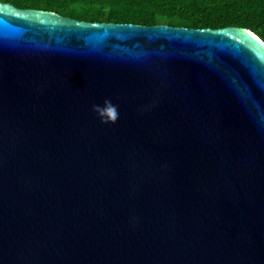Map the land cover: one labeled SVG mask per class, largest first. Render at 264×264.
<instances>
[{
    "label": "water",
    "instance_id": "water-1",
    "mask_svg": "<svg viewBox=\"0 0 264 264\" xmlns=\"http://www.w3.org/2000/svg\"><path fill=\"white\" fill-rule=\"evenodd\" d=\"M0 264H264V41L0 1Z\"/></svg>",
    "mask_w": 264,
    "mask_h": 264
},
{
    "label": "trees",
    "instance_id": "trees-1",
    "mask_svg": "<svg viewBox=\"0 0 264 264\" xmlns=\"http://www.w3.org/2000/svg\"><path fill=\"white\" fill-rule=\"evenodd\" d=\"M91 22L244 27L264 41V0H0Z\"/></svg>",
    "mask_w": 264,
    "mask_h": 264
},
{
    "label": "clouds",
    "instance_id": "clouds-1",
    "mask_svg": "<svg viewBox=\"0 0 264 264\" xmlns=\"http://www.w3.org/2000/svg\"><path fill=\"white\" fill-rule=\"evenodd\" d=\"M92 110L97 114L101 123L115 124L119 119V111L118 106L114 105L110 100L106 99L103 102V106L101 105H93Z\"/></svg>",
    "mask_w": 264,
    "mask_h": 264
}]
</instances>
